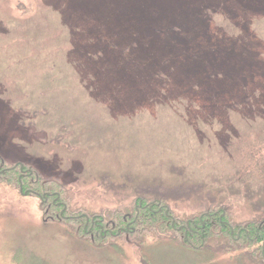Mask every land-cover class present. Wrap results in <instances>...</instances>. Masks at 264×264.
I'll return each mask as SVG.
<instances>
[{"label": "rangeland", "instance_id": "1", "mask_svg": "<svg viewBox=\"0 0 264 264\" xmlns=\"http://www.w3.org/2000/svg\"><path fill=\"white\" fill-rule=\"evenodd\" d=\"M0 157L65 190L0 182V264H264V0H0ZM155 202L234 234L128 232Z\"/></svg>", "mask_w": 264, "mask_h": 264}, {"label": "trees", "instance_id": "2", "mask_svg": "<svg viewBox=\"0 0 264 264\" xmlns=\"http://www.w3.org/2000/svg\"><path fill=\"white\" fill-rule=\"evenodd\" d=\"M6 181L10 184H14L15 186H18L21 190H27L29 192H32L34 194H38L42 197L43 203H47L48 211H50L49 216L51 219H65L64 218V211L59 210V207L57 206V198L60 199L61 192H64L65 190L59 189V185L52 184L51 181H45V179L42 177V174L37 172L35 169L23 165V164H11L6 159L0 157V182ZM56 189V190H53ZM56 198V200H55ZM55 200V201H54ZM54 201V202H53ZM143 203V201L139 202ZM156 203V204H155ZM154 203V206L151 207V204L142 205L139 206L137 210L136 216H138V219L134 221L132 218L131 226L129 225V231L133 232L135 234L141 233V232H147L151 233L153 230L157 231V228H170L169 230L174 231L175 233H180L182 235V238L180 239L182 244H188L191 243V248L199 250L203 249L204 247L202 245H196L195 242H204L210 240L212 236L213 230H219L224 233L231 234V230L234 234L233 229H231V222L228 214H224V212L221 210V207H219L220 203L216 204L217 207H219V210H212L213 212L210 213H203L199 218L188 221V224H190V228L185 227L184 225L180 226L178 225L181 222V220L177 219L175 216L172 217L171 214H169V210H163V206H160L161 203L159 202V206L156 207L157 202ZM56 205V206H55ZM52 208V209H51ZM47 211V210H46ZM53 211V212H52ZM68 211V209H67ZM55 214V215H54ZM115 216H113L112 222L108 223V226L105 227V229L108 227L109 229H114L112 232L107 233L106 236L101 235L102 238H108L112 237L113 239L117 238L118 236L123 235V233H115V229H117L119 226H126L127 222L125 219V215H121L119 213H115ZM158 224V225H157ZM251 227H246L242 229L243 233H251V239L256 240H263L264 239V217L260 218V220H255L251 223ZM121 229V228H119ZM96 231H93L95 234L96 232L100 234L99 228L95 229ZM188 231V232H186ZM250 231V232H249ZM92 232V233H93ZM241 233V232H240ZM117 235V236H116ZM133 235V234H132ZM131 235V236H132ZM130 237V235H129ZM239 237V234H238ZM242 237L243 234H242ZM96 236L94 237V239ZM248 239V237H247ZM104 245V243L102 244ZM188 246V245H187Z\"/></svg>", "mask_w": 264, "mask_h": 264}, {"label": "flooded vegetation", "instance_id": "3", "mask_svg": "<svg viewBox=\"0 0 264 264\" xmlns=\"http://www.w3.org/2000/svg\"><path fill=\"white\" fill-rule=\"evenodd\" d=\"M56 206V205H55ZM110 231H113L114 229H109ZM121 229H119V231H120Z\"/></svg>", "mask_w": 264, "mask_h": 264}]
</instances>
